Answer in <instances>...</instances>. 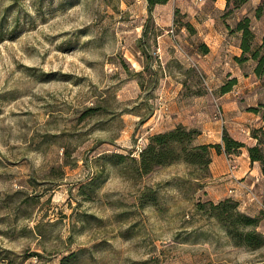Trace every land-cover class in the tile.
Segmentation results:
<instances>
[{
    "label": "rangeland",
    "instance_id": "374dc122",
    "mask_svg": "<svg viewBox=\"0 0 264 264\" xmlns=\"http://www.w3.org/2000/svg\"><path fill=\"white\" fill-rule=\"evenodd\" d=\"M210 1L150 12L147 0H0V250L10 261L264 264V248L235 247L197 212L209 170L178 162L141 176L131 159L170 131L179 99H203L216 121L229 79L199 63V29L241 15Z\"/></svg>",
    "mask_w": 264,
    "mask_h": 264
},
{
    "label": "crops",
    "instance_id": "0c3cea01",
    "mask_svg": "<svg viewBox=\"0 0 264 264\" xmlns=\"http://www.w3.org/2000/svg\"><path fill=\"white\" fill-rule=\"evenodd\" d=\"M253 0H249L242 8L236 11L238 17L235 26L228 19H223V24L216 27L207 20H202V35L204 44L210 49L209 54L199 56V63L209 75L221 76L225 73L227 79H238L234 90L240 92V98H235L233 91L227 94H218L216 101L223 109L225 123L211 119L212 107L199 106L200 101L195 104L186 105L187 100H178L175 110V119L171 120L173 130L178 126L196 129L201 132L196 140L197 145L221 144L223 145L224 132H228L234 139L244 142L247 146H254L257 140L253 138V132L263 128L264 120L261 114L250 112L249 109L264 104V80L256 76L254 70L256 63L249 60L244 64L235 61L242 56L241 38L242 34L232 33L237 23L244 17L252 21L255 32V46L262 44L264 37V16L258 19L256 9L249 13L246 6ZM224 14L226 0L210 1ZM198 27V23L195 24ZM232 67V68H231ZM224 85V84H222ZM232 93L235 97L232 96ZM183 98V95L181 96ZM199 101V102H198ZM183 102V103H182ZM162 133V132H159ZM148 140V139H147ZM148 143V141H147ZM139 149V148H138ZM212 162L209 166L211 190H206L207 201L218 203L225 199H233L240 204V210L250 216L256 217L264 212V174L259 163H252L246 149L240 155L229 157L224 153H211ZM230 160L234 161L237 169L234 173L230 170ZM259 231L264 233V218L261 221Z\"/></svg>",
    "mask_w": 264,
    "mask_h": 264
},
{
    "label": "trees",
    "instance_id": "16d2710c",
    "mask_svg": "<svg viewBox=\"0 0 264 264\" xmlns=\"http://www.w3.org/2000/svg\"><path fill=\"white\" fill-rule=\"evenodd\" d=\"M149 11L157 5H163L170 0H147ZM217 1V0H211ZM249 0H226V10L233 4L235 12L242 8ZM264 4L256 9L255 16L260 19L264 16ZM187 27L193 30L191 24ZM232 33L242 34L241 49L242 56L235 58L240 64H244L249 60L256 63L255 74L258 78H264V37L262 44L255 46V32L253 31L252 21L248 17L240 20ZM203 54H209L210 49L204 44L202 45ZM238 84V79L228 80L221 89V94H227L233 91ZM94 111V110H90ZM250 112L261 114L264 120V104L249 109ZM201 134L199 130L189 129L185 126H178L173 130L164 133L154 134L149 137L148 143L139 153V158L132 157L136 172L141 176H146L155 172L158 168L168 167L178 162L197 167L199 169L209 170L212 162L211 153L216 150L217 153H224L229 157L240 155L244 149L249 153L252 163L261 165L264 174V129L260 128L253 132V138L257 140L254 146H247L244 142L238 141L231 137L228 132H224L223 145H197L196 140ZM125 160V156L116 155L113 158ZM150 202L155 198L148 196ZM197 212L209 219L217 221L224 229L232 244L238 248H245L251 252H256L264 248V233L259 231L264 212L259 216L253 217L243 213L240 210L239 202L229 198L218 203L212 201L199 202L196 206ZM0 250V264H15L10 261L8 255ZM76 259V254L64 257L60 264H71Z\"/></svg>",
    "mask_w": 264,
    "mask_h": 264
},
{
    "label": "built area",
    "instance_id": "2783aa9c",
    "mask_svg": "<svg viewBox=\"0 0 264 264\" xmlns=\"http://www.w3.org/2000/svg\"><path fill=\"white\" fill-rule=\"evenodd\" d=\"M235 96H239L240 92L238 90H234L233 91ZM216 119L219 120L220 122H222L223 124L225 123V116H224V112L222 110V108L220 106L217 105V110H216ZM143 149V146H141L139 148V152H141ZM237 169L236 164L234 163V161L230 160V170L231 173H234V171Z\"/></svg>",
    "mask_w": 264,
    "mask_h": 264
}]
</instances>
